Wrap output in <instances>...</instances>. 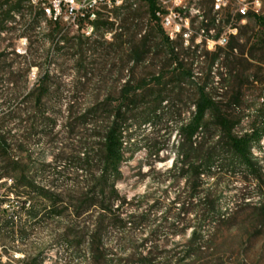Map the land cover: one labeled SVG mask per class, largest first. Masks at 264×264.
Returning a JSON list of instances; mask_svg holds the SVG:
<instances>
[{
  "label": "trees",
  "instance_id": "obj_1",
  "mask_svg": "<svg viewBox=\"0 0 264 264\" xmlns=\"http://www.w3.org/2000/svg\"><path fill=\"white\" fill-rule=\"evenodd\" d=\"M27 1L0 0L2 10L0 29H4L5 20L13 19L12 11L22 12L24 10ZM140 4L146 7L148 30L139 39V44L128 50V63L138 65L145 62L147 53L157 48L162 54L171 57L169 66H181L177 38L182 36L179 35L172 39L163 28L158 15L160 11L162 12L158 0H140L135 8L127 4L123 8L105 14L104 17L100 15L94 22L95 29L91 36H85L80 32L71 36H63L62 34L70 32H62L63 29L58 23L50 21L49 31L45 34L50 42L44 51V70L39 76L37 87L26 93L22 100L23 104L34 103V106H19L11 109L7 106L3 110L0 104V115L5 118L19 119L26 115L25 118L29 119L34 110L35 118L41 123L43 136H47L49 129L53 127L51 126L53 120L46 116L48 112L46 105L54 96L52 88L62 84L60 79L62 74L56 75L53 70L60 65L58 60L65 56V49L73 46L82 48L85 45L84 38L89 41L102 28L106 29V33L114 31L113 40L108 44L110 47L116 45L124 35L121 22L144 17V12L142 13L138 7ZM34 9L33 5L27 7L29 14H32ZM40 16V12L36 13L31 18V22L36 23ZM246 19L254 25L249 30V34L243 33L241 26H238L241 20L240 15L237 14L235 17L231 13L227 16L228 24L235 27L237 32L230 33L226 45H216L211 52L213 57L209 71L212 72L215 65L218 68L226 66L227 81L235 80L238 78L237 75H241L249 77V80L252 77V84L262 85L263 91L254 104L256 109L249 112V127L239 130L242 118L235 116V106L224 105L212 94L213 87L209 88V83H202L195 84L196 92L192 102L194 110L190 117L187 121L180 122L176 128V135L179 138L174 147L175 157L171 171L177 177L186 180L188 199L192 204L187 211L204 216L203 219H197V226H194L188 243L183 245L182 250H179L180 253H184L182 256L160 257L152 252L144 254V251L134 252L130 256H120L110 248L108 233L109 227L122 232L127 227L132 228V225L134 228L142 227L145 221L150 220L133 214L122 217L124 203L119 196L117 184L123 178L122 165L128 158L127 144L130 143L133 135L126 133L135 125L141 126V124L152 123L160 119V115L164 112L163 103L168 98L166 96L168 86L182 83L185 79L190 83H195V73L192 68L178 74L176 67L171 72L173 77L170 80L167 79L166 72L157 73L150 81L134 82L133 79H126L117 98V104L113 105L112 97H106L102 102L95 100L76 118L73 116L72 106L67 105L69 122L64 125L67 136L55 140L59 145L54 147L57 152L51 162L33 161V152L28 147L30 144L13 133L12 127L0 123V180L7 176L13 181L12 186L7 187V192L0 195V241H9L15 249L18 245L26 243L27 227L32 222L41 219L39 216L42 212L45 213L44 218L60 220L70 210L76 219L84 215L95 219L92 229L86 230L84 234L83 232L75 234V240L66 243L67 248L75 249L76 253H81L85 245L87 254L91 256L94 264H186L202 249L201 241L205 237L206 215H211L212 225L213 221L216 222L225 214L219 206L220 199L215 194V184L219 174L252 175L264 197V167L254 153V149L260 147L264 139V13L249 12ZM221 20L215 17L211 24L207 22L206 27L216 26ZM116 22H119L120 32L114 28ZM210 26L208 32L215 29L214 26L212 28ZM141 30L143 26H138V31L133 35L134 40ZM220 35L219 32L217 36H211V38L217 40ZM121 48L118 47V49ZM198 48L199 46H196L195 51H198ZM79 53L80 50L75 55ZM248 54L249 66L253 69L249 75L245 74L247 70L242 67V61L246 60L244 56ZM78 63V73L87 69L83 57ZM225 77L221 81L225 80ZM1 81L3 80L0 79V84ZM11 83L14 82L11 80ZM151 84L155 86V89L151 88ZM16 98L17 96L8 98L7 102L16 100ZM59 98L63 99L64 96ZM242 98V86L240 85L233 92L230 101L238 105L241 104ZM149 103L152 106L140 110L141 106ZM17 129L21 131L23 128L18 127ZM31 130L34 134L40 133L34 127ZM24 152L28 155L27 162L18 156ZM46 174L45 178H41ZM39 177L41 181H38ZM210 179H214L215 182H210ZM4 185L7 186V184ZM9 193L16 194L18 197L16 205H10L12 199ZM160 208L159 205H154L151 213L156 215V211ZM157 220L158 218H155L151 222ZM151 222L149 226L152 225ZM68 237L69 232L65 231L62 239L67 240ZM121 241L123 240L117 239L116 243L120 244ZM149 241L143 238L137 245L132 240L128 243L137 250ZM3 248L7 249L6 245ZM43 253L44 250H40L31 260V255L24 254L23 258H19L18 261L21 264H42ZM0 264L17 263L12 262V258L9 257L6 262L0 259Z\"/></svg>",
  "mask_w": 264,
  "mask_h": 264
},
{
  "label": "rangeland",
  "instance_id": "obj_2",
  "mask_svg": "<svg viewBox=\"0 0 264 264\" xmlns=\"http://www.w3.org/2000/svg\"><path fill=\"white\" fill-rule=\"evenodd\" d=\"M261 1L260 13H264V0ZM186 3L190 15L188 31L191 37L188 42L183 36L177 38L181 66H169L171 57L162 54L157 48L151 49L147 53L145 62L138 65L128 63V50L134 45H138L139 39L148 30L146 7L144 4H140L138 7L142 13L144 12V17L133 21L131 19L126 22L122 21L124 35L116 45L110 47L108 44L113 40L114 31L106 33V29L102 28L89 41L84 38L85 45L82 48L73 46L65 49V56L58 60L60 65L53 70L56 75L62 74L60 77L62 84L52 88L54 96L46 105L48 110L46 116L53 120L51 122L53 127L50 128L53 130L49 129L47 136H43L41 123L35 118L34 110L30 114L33 119L25 118L26 115L21 119L5 118L0 115V123L12 127L13 133L30 144L28 147L33 152V161L51 162L57 152L54 147L59 145L55 140L67 136L64 128L65 123L69 122L67 105L72 106L73 116L76 118L95 100L102 102L106 97H112L113 105L117 104V98L126 79H133L134 82L150 81L157 73L166 72L167 79L170 80L173 77L171 72L176 67L178 74L190 68L194 70L195 83H190L185 79L182 83L168 86L166 93L168 98L163 103L164 112L160 115V119L152 123L141 124V126L135 125L126 133L133 135L130 143L127 144L128 158L122 165L123 178L117 184L119 196L124 203L122 217L133 214L150 220L145 221L142 227L134 228L132 225V228L127 227L122 232L109 227V246L114 253L120 256H130L134 252L144 251V254L152 252L160 257L169 255H174L175 258L180 257L184 253H180L179 250H182L183 245L188 243L194 226H197V219L204 218V216L196 215L193 211H187L192 207V204L188 199L186 180L177 177L171 171L175 157L174 147L179 138L176 135V128L180 122L187 121L194 110L192 102L196 92L195 84L209 83V88L213 87L211 91L217 99L221 100L224 105L235 106V116L242 118L239 130L249 127V112L256 109L254 104L263 91L260 83L252 84V77L249 80V77L236 74L238 78L227 81L226 66L218 68L215 65L214 70L209 71L213 57L211 52L214 50L209 38L217 36L219 32L222 34L228 31L227 16L232 13L236 17L238 1L229 0L227 8L220 15L222 19L220 24L209 25L210 28L215 27L211 32H208L209 26L206 27V24L207 22L211 24V21L216 17V13L213 11V0H186ZM29 5L32 4L26 3L25 6ZM38 12H41L38 8H35L32 14H29L28 10L25 12L24 9L18 14L19 18L5 20L4 29H0V79L3 80L0 84V104H2L3 110L7 106L10 107L9 109L19 106H34V103L23 104L22 100L26 93L37 87L39 76L44 70V51L50 42L45 35L49 31V24L38 29L36 26L42 22V19L38 18L36 23L31 22V18ZM24 16L26 20H23ZM14 19L20 20V27L34 28V32L27 33L30 42L29 57L19 58L13 55V48L16 46L19 36L18 30H13L16 28ZM138 26H143V30L134 40L133 35L138 31ZM238 26H241L243 33L249 34V30L254 25L252 22L249 23V19H246L245 23L238 22ZM119 27V22H116L114 28H117V32L121 31ZM183 28L185 29V27ZM68 32L70 33L62 35L78 34L76 29L68 30ZM196 46H199L198 51L194 49ZM118 47L122 48L118 49ZM79 50L80 53L75 55ZM82 57L87 69L78 73V61ZM244 58L247 61H242V67L247 70L245 74L249 75V72L253 71L249 66V54ZM223 77L225 80L221 81ZM10 79L14 83H11ZM240 85L243 93L241 104H232L230 101L232 94ZM150 86L155 89L153 84ZM15 96H17L16 100L7 102L8 98ZM60 96H64V98L60 99ZM149 106L152 104L141 106L140 110ZM18 127L23 129L18 131ZM33 127L40 133L34 134L31 130ZM254 153L264 167V139L260 147L254 149ZM18 156L27 162L26 152ZM45 176L47 174L41 178H45ZM41 178L39 177L38 181H41ZM210 182L215 181L210 179ZM12 183L10 177L2 178L0 180V195L5 194L7 187H11ZM256 184L257 182L250 174L247 176L242 173L235 176L218 175L215 194L219 197V206L225 214L216 222L213 221L212 225L211 215H206L205 237L201 241L202 249L186 264H264V197ZM9 194L12 199L10 205H16L18 197L16 194ZM154 205L161 207L156 211V215L151 213ZM44 216L45 213L42 212L39 216L41 219L38 218L37 222H32L27 227L26 243L18 245L14 249L9 241H0V246L3 249L0 253L2 262L8 261L10 257L12 262L21 264L18 260L23 258L24 254L31 255V260L40 250H44L42 264H94L91 256L87 254L85 245L82 247L81 253H76L75 249H69L66 246L67 242L75 240V234L81 232L84 234L86 230L92 229L94 218L84 215L76 219L70 210L60 220L44 218ZM155 218L158 220L151 222ZM135 221H138L137 218ZM150 222L151 226H149ZM65 231L69 232L67 240L62 239V234ZM143 238L150 241L137 250L128 243L132 240L137 245ZM117 239L123 241L119 244L116 243ZM3 244L7 249L3 248Z\"/></svg>",
  "mask_w": 264,
  "mask_h": 264
},
{
  "label": "built area",
  "instance_id": "obj_3",
  "mask_svg": "<svg viewBox=\"0 0 264 264\" xmlns=\"http://www.w3.org/2000/svg\"><path fill=\"white\" fill-rule=\"evenodd\" d=\"M15 0H10L13 2ZM35 1V8H47L51 15L53 23H58L62 27V32L80 29L85 32V35H90L94 22L99 16H105L112 11L123 8L127 3H134V8L139 4L140 0H32ZM161 10L158 15L161 18L163 28L166 30L170 38H176L181 35L188 42L191 37L190 29V15L188 14V5L186 0H158ZM239 5L237 14L241 16V22L245 23L249 12L260 13L262 8L261 0H237ZM229 0H213V11L216 13L217 20L220 15L227 8ZM25 6V12H26ZM236 14V15H237ZM2 10L0 9V16ZM16 21V28L19 36L17 44L13 48V55L19 58L29 57V31L34 32V28L20 27V20ZM185 27V29L183 28ZM237 29L229 24L228 31L223 32L220 37L215 40L209 38L212 48L216 45L224 46L228 42L230 33H236ZM3 36V35H1ZM0 250L2 246H0Z\"/></svg>",
  "mask_w": 264,
  "mask_h": 264
},
{
  "label": "bare ground",
  "instance_id": "obj_4",
  "mask_svg": "<svg viewBox=\"0 0 264 264\" xmlns=\"http://www.w3.org/2000/svg\"><path fill=\"white\" fill-rule=\"evenodd\" d=\"M15 1H18V0H15ZM27 3H29V4H32L34 7H35V1H32V0H28L27 1ZM127 4H129V5H133L134 6V3H127ZM41 12V16L39 17V18H41L42 19V22H40L37 26H36V28H38V29H42V27H44L45 25H47V24H49V22L51 21L52 22V20H51V15H50V13L47 11V8H38ZM27 10V9H26ZM34 11V10H33ZM12 14V16H13V18H19V15L18 14H20V12L18 13V14H16V13H14V12H12L11 13ZM28 15V14H27ZM26 15V16H27ZM29 19V18H28ZM24 20V19H23ZM26 20V19H25ZM28 21V20H27ZM7 25V24H6ZM12 25V24H11ZM44 29V28H43ZM94 29H95V26L93 25V28H92V30H91V32H90V35L89 36H91L93 33H94ZM76 31H78V32H81V33H83V34H85V32H83L82 30H80V29H76ZM2 32V31H1ZM0 253H1V250H0Z\"/></svg>",
  "mask_w": 264,
  "mask_h": 264
}]
</instances>
